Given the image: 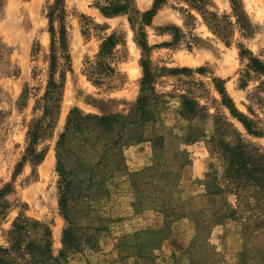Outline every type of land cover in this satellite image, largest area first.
<instances>
[{"label": "rangeland", "instance_id": "obj_1", "mask_svg": "<svg viewBox=\"0 0 264 264\" xmlns=\"http://www.w3.org/2000/svg\"><path fill=\"white\" fill-rule=\"evenodd\" d=\"M152 1L61 0L56 106L44 117L56 0H0V189H11L0 199V264H264V172L258 187L227 179L212 139L217 117L232 133L218 137L239 138L264 164V74L247 68L250 56L264 63V0H237L244 29L230 0H165L144 25ZM210 13L231 22L225 38ZM111 34L108 70L96 61ZM142 61L152 74L144 111ZM217 83L262 136L230 115ZM185 99L205 118L185 117ZM37 122L34 163L23 156Z\"/></svg>", "mask_w": 264, "mask_h": 264}, {"label": "trees", "instance_id": "obj_2", "mask_svg": "<svg viewBox=\"0 0 264 264\" xmlns=\"http://www.w3.org/2000/svg\"><path fill=\"white\" fill-rule=\"evenodd\" d=\"M194 1L202 2L203 0H194ZM60 2L61 0H56V3L51 7L50 12L47 15L49 19V32L51 35V45H50L51 55H50L49 78H48L46 90H45L44 97H43V99L45 100V104L43 105V110H44L43 116L44 117H48V116L50 117L53 112L51 108H54L56 106L55 104L53 106V103H52L55 99L54 90L57 87L53 79V73H54V69L56 65L55 64L56 58L54 54V44L56 41L55 39L56 32L53 27V19H54L55 11L59 10V5H61L59 4ZM164 2L165 0H153L151 7L148 10L144 11L141 15L142 24L150 25L153 16L156 14L157 10L160 8V6ZM230 2H231L233 13L236 17V21L240 24V27L244 29L246 27L247 17L243 9L241 8L240 5H238L237 0H230ZM125 11H126V7L124 5H121V6L113 7L112 12L110 14L115 15V14H119ZM206 18L208 20V24L210 28L213 31H215L217 34H219L223 38L227 36L226 35V32H228L227 27L231 26V22L228 21V22H225L224 24L222 21V16H218L215 13H210L209 16ZM206 18L204 17V19ZM172 28L175 32L177 31L176 27H172ZM59 33H60L59 41L61 42V44L64 45V30L60 29ZM139 36L141 38V41H138L139 46L141 47L143 51H147L148 46H147L146 39H145V33L142 30L140 31ZM174 41L175 42L178 41V36L174 37ZM116 43H117V39L113 34L109 35L103 41L100 47V52H99V56L101 58H99V61H96V64L99 67L105 66V68L108 70L112 69L111 67H109L107 62H105V59L111 53V50L114 48ZM141 66L143 69V78L141 81L142 95L140 96V98H138V102H139L140 110L144 111V107L146 106V104H148V100H149L148 91L152 88L151 86L152 74L149 70V67L146 61H142ZM247 68L250 71H253L259 74H264V63L255 56H250L248 58ZM243 85L244 86L246 85L245 81H242V86ZM217 88L222 98L221 99L222 104L228 109L230 115L236 118L242 124V126L247 131V133L254 135V136H258V137L262 136L263 133L255 127L254 123L244 113L236 109L231 98L226 94V92L223 90V88L221 87L219 83H217ZM182 104H183V114L185 117L187 118L198 117L202 119L205 118L204 116L206 114L200 115V112L202 111V109L198 107L195 101L185 99L182 102ZM103 120L107 122L109 119L103 118ZM69 121L70 120L67 119V124L69 123ZM213 122H214L215 127H217V129L219 130L218 136L232 134L230 132L231 130H228L222 127L223 125L222 123H220L222 127L220 129L219 118L214 117ZM41 128H42V125L40 124V122H37L32 127V129L29 131V143H28V147L26 148V154L25 156H23V159L29 158L34 163H37L42 159V153L36 152L34 148V144L36 143L39 137V132ZM197 130H199L197 129V127H193V129L191 127L190 132H188V135L191 136L192 139L195 137H199L200 132ZM218 136L217 134H215L212 137V139L215 140L214 142L215 145L218 148L223 150L227 158V163H226L225 170H224V176L229 180H233L234 182H239V180L245 179L247 181L253 182L255 185H257V187L260 186L258 184L261 183L262 174L264 172V164L260 161V158H258V156L255 155L254 157L257 160L252 159L248 154H246L244 150L245 148L244 144L242 143L241 140H239V138L237 139V141H235L234 144L230 145L227 142H225L223 139H220ZM60 174L62 175V173ZM63 180L65 181L64 177H63ZM10 190H11L10 185H5L2 189H0V199L3 198L4 195H6V193L10 192ZM60 208L62 210L63 216H66L64 212L66 208V200H65L64 195L60 201ZM16 228H21V227L17 226ZM69 237H70V229H67L63 232V241L64 242L68 241ZM0 250L6 251V249H3V248H0Z\"/></svg>", "mask_w": 264, "mask_h": 264}]
</instances>
